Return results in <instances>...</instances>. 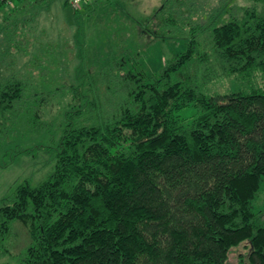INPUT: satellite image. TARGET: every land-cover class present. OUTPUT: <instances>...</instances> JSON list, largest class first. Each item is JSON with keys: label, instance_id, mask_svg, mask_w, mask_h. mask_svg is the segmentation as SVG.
Masks as SVG:
<instances>
[{"label": "trees", "instance_id": "16d2710c", "mask_svg": "<svg viewBox=\"0 0 264 264\" xmlns=\"http://www.w3.org/2000/svg\"><path fill=\"white\" fill-rule=\"evenodd\" d=\"M31 1L0 0V9L12 4L0 39L11 14L53 0ZM95 2L70 10L72 22L93 15ZM192 32L155 75L136 69L140 54L121 42L86 83L45 90L30 75L0 74V145L24 112L34 128L38 113L64 112L53 172L16 185L0 207V244L12 222L30 240L19 264H228L242 244L237 264H264V205L254 207L264 184V9L214 27L207 52H196ZM54 55L43 49L45 67L33 59L29 72L58 69ZM217 69L244 89L206 94L176 78L202 70L214 79ZM186 108L197 112L189 120L177 115Z\"/></svg>", "mask_w": 264, "mask_h": 264}, {"label": "rangeland", "instance_id": "374dc122", "mask_svg": "<svg viewBox=\"0 0 264 264\" xmlns=\"http://www.w3.org/2000/svg\"><path fill=\"white\" fill-rule=\"evenodd\" d=\"M63 3L64 0L40 2L11 14L6 37L0 39L1 75L22 79H28L30 75L29 82L45 90H52L61 83H86L82 76L90 69L108 66L109 59L114 60L118 55L117 43L120 42L129 52L140 54L139 63L134 65L136 69L155 75L186 49L193 28H197L196 52H207L214 27L240 17L245 10L260 12L264 9L262 3L253 0H96L94 14L83 17L78 26L72 22L71 11L74 10L69 6L64 8ZM10 7L0 9V26L6 14L11 12ZM36 11H39L38 15ZM111 37L117 38L113 42L109 39ZM109 44L116 47L107 52ZM47 48L56 53L59 68L49 70L41 77L37 70L30 73L28 65L33 59L43 64L41 68L45 67L48 59L40 58V52ZM202 70L198 74L183 72L184 76L176 78L191 81L206 94L244 89L234 77H223L218 69L213 72L214 79L205 78ZM63 113H38L35 128L30 123L34 120L32 113L24 112L18 118L12 136L0 145V207L8 203L16 185L23 181L36 185L53 172L55 148L60 136L57 125ZM196 113L194 108H186L177 115L189 120ZM21 151L24 152L17 154ZM261 205H264V184L254 204L255 210L263 208ZM10 226L9 237L0 244V264H19L25 247L30 244L25 230L17 222ZM244 252L243 244L232 250L228 264H237L238 256Z\"/></svg>", "mask_w": 264, "mask_h": 264}, {"label": "built area", "instance_id": "2783aa9c", "mask_svg": "<svg viewBox=\"0 0 264 264\" xmlns=\"http://www.w3.org/2000/svg\"><path fill=\"white\" fill-rule=\"evenodd\" d=\"M90 0H68L69 7L76 11L79 10L83 4L88 3Z\"/></svg>", "mask_w": 264, "mask_h": 264}]
</instances>
